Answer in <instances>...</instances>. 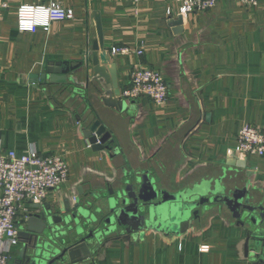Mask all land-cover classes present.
Masks as SVG:
<instances>
[{
    "label": "crops",
    "instance_id": "0c3cea01",
    "mask_svg": "<svg viewBox=\"0 0 264 264\" xmlns=\"http://www.w3.org/2000/svg\"><path fill=\"white\" fill-rule=\"evenodd\" d=\"M51 1L72 9L74 19L19 29L22 5ZM179 10L175 0H0V144L19 154H60L69 167L61 187L24 204L18 231L44 205H73L139 172L154 178L170 206L177 194L198 187L203 198L243 192L264 204V156L233 152L243 125L264 130V0L256 7L218 0L208 12ZM117 47L130 52L114 53ZM138 63L168 83L164 106L122 95ZM48 66L61 69L55 76L66 81L39 78ZM98 119L111 133V150H94L85 136ZM209 206L179 234L163 208L137 239L115 236L99 248L91 241L92 255L75 263L53 259L45 246L39 251L46 264H247L248 228L223 202ZM25 247L20 240L8 264L20 261Z\"/></svg>",
    "mask_w": 264,
    "mask_h": 264
},
{
    "label": "water",
    "instance_id": "95a60500",
    "mask_svg": "<svg viewBox=\"0 0 264 264\" xmlns=\"http://www.w3.org/2000/svg\"><path fill=\"white\" fill-rule=\"evenodd\" d=\"M98 31L95 49L101 45L100 27ZM60 71L55 66H48L39 78L45 80L50 74L48 78L52 82H65V76H55L60 75ZM85 136L94 150L112 149L106 145L111 133L99 119ZM154 181L148 172L130 174L116 188L108 186L105 192H92L73 205L65 203L55 208L44 205L40 212L28 214L24 227L18 231L19 241L26 242V247L16 264H46L39 251L44 246L55 260H63L65 256L72 263L86 259L93 253L91 241L99 248L115 236L137 239L146 227L153 226L156 212L163 208L170 209L169 225L173 233L179 234L189 228L194 218H200L201 210L208 209L213 201L223 202L240 225L248 228L244 244L247 264H264V204H255L249 197L245 200L243 192L234 198L224 193L203 198L201 193L205 188L198 187L177 194L174 197L176 204L170 206L166 194L155 189Z\"/></svg>",
    "mask_w": 264,
    "mask_h": 264
},
{
    "label": "built area",
    "instance_id": "2783aa9c",
    "mask_svg": "<svg viewBox=\"0 0 264 264\" xmlns=\"http://www.w3.org/2000/svg\"><path fill=\"white\" fill-rule=\"evenodd\" d=\"M180 5L179 14L211 11L218 0H175ZM247 7H256L261 0H238ZM172 14L171 9L167 10ZM44 14V20L37 18ZM72 9L60 2L51 1L47 6L22 5L18 9V26L22 31L37 26L48 27L51 21L74 19ZM114 53H129L126 47L113 49ZM143 48L136 50L143 54ZM122 95L130 100L149 98L154 104L164 106L169 100V86L162 74L143 64H135L130 71L129 86ZM91 145V144H90ZM233 152L244 155L264 156V130L245 124L237 134ZM69 178V167L60 154H45L37 150L19 154L0 144V264H8L11 250L19 244L18 219L27 202H42L50 190L58 189ZM208 250L202 246L201 251Z\"/></svg>",
    "mask_w": 264,
    "mask_h": 264
}]
</instances>
